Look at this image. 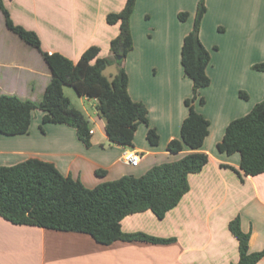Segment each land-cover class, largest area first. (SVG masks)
Wrapping results in <instances>:
<instances>
[{
  "label": "crops",
  "instance_id": "1",
  "mask_svg": "<svg viewBox=\"0 0 264 264\" xmlns=\"http://www.w3.org/2000/svg\"><path fill=\"white\" fill-rule=\"evenodd\" d=\"M125 1L46 0L43 24L35 29L42 49L59 52L74 62L92 45L99 47V56H109V43L118 34L119 25L108 24L105 17L120 11ZM196 1L136 0L130 17L133 47L123 66L128 94L146 106L148 124L138 125L132 147L110 143L96 99L80 96L64 85L63 93L71 105L88 119L90 145L85 146L71 126L42 123L44 112L34 110L27 133L0 134V165L35 157L92 188L123 175H142L153 165L187 153L186 147L171 153L166 146L169 140L179 138L188 113L184 101L192 93V81L182 72L180 52L192 27ZM205 4L199 38L210 54L206 68L210 83L198 91L204 102L194 101L193 105L209 121L200 148L209 161L201 171L188 175L189 190L163 218L146 210L121 220L123 232L140 231L175 240L103 245L84 233L14 225L0 217V264H231L239 257L237 239L228 228L235 217L242 231L249 234V251L264 248V172L252 176L240 170L239 176L221 166L239 169V153H222L216 147L228 123L264 99V72L252 68L264 60V0H205ZM182 11L189 12L184 21L177 17ZM13 51L2 48L11 55ZM8 68L25 75L20 88L23 95L15 94L24 99L41 98L51 77L48 66L35 71L17 58L0 59V72ZM240 91L247 97H241ZM148 127L159 135L156 145L146 139ZM127 149L140 155L137 165L122 160ZM256 264H264V256Z\"/></svg>",
  "mask_w": 264,
  "mask_h": 264
},
{
  "label": "trees",
  "instance_id": "2",
  "mask_svg": "<svg viewBox=\"0 0 264 264\" xmlns=\"http://www.w3.org/2000/svg\"><path fill=\"white\" fill-rule=\"evenodd\" d=\"M136 0H126L118 12L106 14L108 24H118L119 32L109 43L110 55L99 56V47L86 48L74 62L59 52L41 49L35 31L15 24L0 0V11L7 29L35 47L50 70V80L39 100L21 98L16 94H0V134L18 135L29 130L32 112H44L42 123H62L75 129L85 146L90 145L88 119L71 105L63 93V86L72 87L80 96L96 99L98 114L105 120V133L110 143L132 147L139 124H148L147 108L128 94V76L123 66L126 54L133 47L130 17ZM206 11L205 1L199 0L192 28L184 36L180 52L184 74L192 81V96L185 99L187 116L180 126L179 138L167 143L166 149L177 153L188 148L179 159L153 165L142 175H123L88 188L78 179L65 176L51 162L30 157L13 165H0V217L14 225H29L58 231H72L89 235L96 243L107 245L115 241H146L169 243L174 238H161L146 233L123 232L121 220L133 213L150 210L159 219L174 208L189 190L188 175L201 171L209 161L200 150L208 134L209 121L194 108L200 88L210 83L206 68L210 54L199 38L201 19ZM187 12H179L183 21ZM119 56V58H116ZM112 62L117 71L108 78L105 68ZM252 68L264 72V61ZM239 95H247L240 91ZM41 128V126H40ZM146 138L158 143V134L149 127ZM222 153L240 155L239 169L221 164L239 176L264 172V99L251 110L231 120L222 139L216 145ZM98 170L97 173H102ZM238 242V260L231 264H256L264 256V248L250 252L249 234L242 231L239 218L228 223Z\"/></svg>",
  "mask_w": 264,
  "mask_h": 264
},
{
  "label": "rangeland",
  "instance_id": "3",
  "mask_svg": "<svg viewBox=\"0 0 264 264\" xmlns=\"http://www.w3.org/2000/svg\"><path fill=\"white\" fill-rule=\"evenodd\" d=\"M4 1H5V4L7 5L6 8L9 11L12 21L17 25L24 27L25 29L35 31L36 34L38 35V32L35 29L37 28L40 29V26H42L43 24L42 20L44 18L41 12H42L43 4L46 0H4ZM198 1L199 0L196 1V4L194 6L193 15H191L192 24H193ZM184 12H187V11H184ZM187 13H188L187 15L188 17L189 12ZM40 42H41V39H40ZM45 43H46V40H45ZM2 48L14 49L13 54L11 55L9 54V52H2ZM41 49H42V45H41ZM6 58H12V59L17 58L19 62H22V63H25L31 66L33 70L35 71L41 70L43 66H47L40 52L35 47L26 43L17 34L7 29L4 23L3 14L0 11V59H6ZM181 68H182V65H181ZM116 71H117V65L115 62H112L105 68L104 74L105 76L110 78ZM182 72H183V68H182ZM24 77L25 75L22 74V72L15 73V71L10 68L6 69L5 71L0 72V94L1 93H6V94L19 93V95H23L24 91H22L20 88L26 81ZM69 88L70 90H72V87H69ZM192 93L189 97L192 96ZM195 101L198 102L197 99ZM141 124H144V123H141Z\"/></svg>",
  "mask_w": 264,
  "mask_h": 264
},
{
  "label": "built area",
  "instance_id": "4",
  "mask_svg": "<svg viewBox=\"0 0 264 264\" xmlns=\"http://www.w3.org/2000/svg\"><path fill=\"white\" fill-rule=\"evenodd\" d=\"M89 132L91 133L92 131ZM139 159L140 155L138 154V152L131 149L125 150L122 154V160L131 165H137Z\"/></svg>",
  "mask_w": 264,
  "mask_h": 264
},
{
  "label": "water",
  "instance_id": "5",
  "mask_svg": "<svg viewBox=\"0 0 264 264\" xmlns=\"http://www.w3.org/2000/svg\"><path fill=\"white\" fill-rule=\"evenodd\" d=\"M116 58H119V56H116Z\"/></svg>",
  "mask_w": 264,
  "mask_h": 264
}]
</instances>
